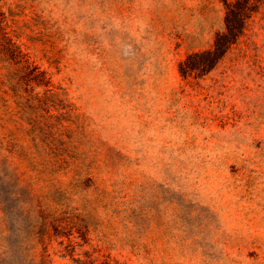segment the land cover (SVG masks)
I'll return each instance as SVG.
<instances>
[{
  "label": "rangeland",
  "instance_id": "rangeland-1",
  "mask_svg": "<svg viewBox=\"0 0 264 264\" xmlns=\"http://www.w3.org/2000/svg\"><path fill=\"white\" fill-rule=\"evenodd\" d=\"M250 2L238 43L184 77L225 0H0V44L45 76L16 93L21 67L0 53V264H264Z\"/></svg>",
  "mask_w": 264,
  "mask_h": 264
},
{
  "label": "trees",
  "instance_id": "trees-1",
  "mask_svg": "<svg viewBox=\"0 0 264 264\" xmlns=\"http://www.w3.org/2000/svg\"><path fill=\"white\" fill-rule=\"evenodd\" d=\"M251 8L250 0L234 3L225 0V27L223 32L216 34L212 48L189 55L186 61L180 64L181 74L184 77L191 75L203 76L213 70L243 36L251 18ZM0 53L2 56H6L9 63L21 67L14 74L12 84L13 91L16 93H19L23 83L32 85L37 80L40 83L45 78L43 72L38 67L31 65L27 56L18 52V49L10 42L6 41L3 45L0 44Z\"/></svg>",
  "mask_w": 264,
  "mask_h": 264
}]
</instances>
